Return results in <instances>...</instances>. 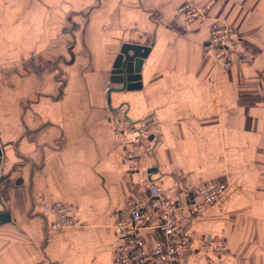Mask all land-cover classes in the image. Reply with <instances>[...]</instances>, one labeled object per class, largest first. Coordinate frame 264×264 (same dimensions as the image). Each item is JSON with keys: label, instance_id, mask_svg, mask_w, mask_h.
I'll return each mask as SVG.
<instances>
[{"label": "crops", "instance_id": "obj_1", "mask_svg": "<svg viewBox=\"0 0 264 264\" xmlns=\"http://www.w3.org/2000/svg\"><path fill=\"white\" fill-rule=\"evenodd\" d=\"M187 3L208 19L187 25ZM215 20L251 63L220 68ZM124 44L151 52L141 89L109 105ZM218 183L214 205L178 216L196 247L184 264H264V0H0V264H111L129 200L156 215L151 187L185 205ZM40 200L84 227L52 230ZM213 236L227 255L204 249Z\"/></svg>", "mask_w": 264, "mask_h": 264}, {"label": "built area", "instance_id": "obj_2", "mask_svg": "<svg viewBox=\"0 0 264 264\" xmlns=\"http://www.w3.org/2000/svg\"><path fill=\"white\" fill-rule=\"evenodd\" d=\"M210 5L198 6L187 3L179 9V16L187 25L208 19ZM209 34V41L214 47V57L223 68L233 63H251L254 55L237 38L235 30L222 20H215ZM106 93L111 89L107 83L103 88ZM128 124L122 125V130ZM228 189L227 183L211 184L202 187L190 195V203L169 200L163 197L159 188H150L151 206L156 215L148 212L146 207L129 200L127 211L129 219L115 224V231L123 240L118 248V257L111 264H184L185 259L194 253L196 247L191 242L186 230L180 225L178 216L189 211L196 216L220 200ZM43 211L55 216L50 228L58 231L66 228H83L84 224L73 218L74 208L60 203L47 204L40 200ZM155 230L159 234L158 241L148 246L145 232ZM144 234V235H143ZM204 249L216 257L229 253L224 239L210 237Z\"/></svg>", "mask_w": 264, "mask_h": 264}, {"label": "water", "instance_id": "obj_3", "mask_svg": "<svg viewBox=\"0 0 264 264\" xmlns=\"http://www.w3.org/2000/svg\"><path fill=\"white\" fill-rule=\"evenodd\" d=\"M151 52L150 47L124 44L115 60L111 72L110 83L122 85L121 90L110 89L108 102L111 103V93L114 91H134L142 87V69L145 60Z\"/></svg>", "mask_w": 264, "mask_h": 264}]
</instances>
